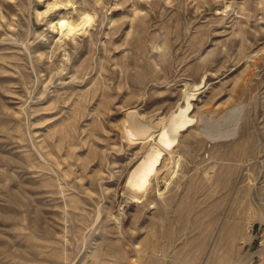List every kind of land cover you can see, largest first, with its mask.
<instances>
[{"label":"rangeland","instance_id":"374dc122","mask_svg":"<svg viewBox=\"0 0 264 264\" xmlns=\"http://www.w3.org/2000/svg\"><path fill=\"white\" fill-rule=\"evenodd\" d=\"M263 83L264 0H0V264H264Z\"/></svg>","mask_w":264,"mask_h":264},{"label":"bare ground","instance_id":"6f19581e","mask_svg":"<svg viewBox=\"0 0 264 264\" xmlns=\"http://www.w3.org/2000/svg\"><path fill=\"white\" fill-rule=\"evenodd\" d=\"M89 20L90 16H88L87 14L82 15L77 23L61 19L58 21L59 32L65 35H73L76 31L80 30ZM239 108L240 107H235L234 109H231V111L227 115L228 121L226 122H228V124H226L225 126L223 125L224 127L219 125L220 128L218 130L217 128H215L216 132L214 133L212 131H209L212 132L208 134L210 139H222L234 136L236 132V119ZM184 117V113L181 112V114L177 113V115H173L171 118H169V120L165 117L168 121H166L165 118L164 120H162V131L158 135V140L156 141L159 145H161L159 147L162 149L158 148L157 145L154 144L149 145L141 160L135 165V167L130 172V175L127 177L128 179L126 181V188L131 191L134 197L141 198L143 196V192L145 191V188L149 183L151 177L157 172L156 165L163 159V157L161 156L163 155L162 150L170 152L176 146L178 142V134L188 122ZM152 129L153 127L151 125L138 119L135 114H130L129 123L123 127L124 137L127 136V133H131L139 139L149 134ZM151 137L155 138V135L151 134ZM171 157L172 154H170L169 159H166L164 161L165 163L163 165L170 164Z\"/></svg>","mask_w":264,"mask_h":264},{"label":"built area","instance_id":"2783aa9c","mask_svg":"<svg viewBox=\"0 0 264 264\" xmlns=\"http://www.w3.org/2000/svg\"><path fill=\"white\" fill-rule=\"evenodd\" d=\"M259 93H260V97L264 103V83H263ZM263 161H264V156H263Z\"/></svg>","mask_w":264,"mask_h":264}]
</instances>
